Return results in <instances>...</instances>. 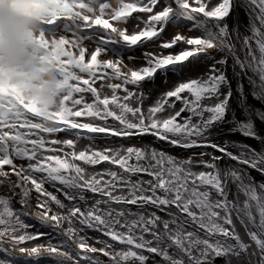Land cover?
<instances>
[{"label":"snow or ice","instance_id":"obj_1","mask_svg":"<svg viewBox=\"0 0 264 264\" xmlns=\"http://www.w3.org/2000/svg\"><path fill=\"white\" fill-rule=\"evenodd\" d=\"M62 3L59 110L0 96V264H264V0Z\"/></svg>","mask_w":264,"mask_h":264},{"label":"clouds","instance_id":"obj_2","mask_svg":"<svg viewBox=\"0 0 264 264\" xmlns=\"http://www.w3.org/2000/svg\"><path fill=\"white\" fill-rule=\"evenodd\" d=\"M118 6L120 0H111ZM43 9L33 6L32 0H0V85H17L23 102L34 107L50 122V111H58V78L54 69L42 73L25 85L14 73H29L33 67L27 39L35 32Z\"/></svg>","mask_w":264,"mask_h":264},{"label":"bare ground","instance_id":"obj_3","mask_svg":"<svg viewBox=\"0 0 264 264\" xmlns=\"http://www.w3.org/2000/svg\"><path fill=\"white\" fill-rule=\"evenodd\" d=\"M32 2H33V6L36 7L37 9H43V12L41 13V15L39 17V21H38V24L36 26L35 32L30 33L29 36H28V39H27L28 46L31 49V59H32V62H33V67H32V69H31V71L29 73H21V72L14 73V76L16 78L23 79L25 81V85H27V83L32 81V80L38 79L39 76L42 73L48 71L49 69H54L55 68V66L51 63V60H49L47 56H45V55H40L39 57L37 56L35 49L31 46V41L34 38L39 43L41 41L42 35L48 41H52L53 40V37H52L51 34H49V33L42 34L39 31V27L38 26L40 25L41 21L44 20L45 17L49 16L50 11H51L50 7L48 6L49 4H51V5L61 4V0H32ZM76 4H77V0H63L62 6L65 7V8H70V7H72L73 5H76ZM73 19H78V17H74ZM76 30L77 29L74 27L73 31L75 32ZM171 33H172V29L170 28L169 31L166 33V35L170 36ZM192 34L193 35L194 34L197 35L199 33L193 32ZM55 39L61 41V47H62L63 46V35L62 34H58L55 37ZM69 39L75 41V37L70 36ZM41 47H43V45H41ZM56 53H57V48L53 44V46L50 49L49 55L53 59H55L56 58ZM195 64L199 65L201 70L196 72L193 76H195V75H197V74H199V73H201L202 71L205 70L204 62L201 61V62L195 63ZM190 68L196 69L197 66L193 64V65H190ZM0 72H2V69H0ZM60 83L61 82L58 81V86L60 85ZM7 95H12V96L16 97L17 99H19L22 103H24L23 100L21 99L20 94H19V88H18L17 85H12V84H9L7 86L0 85V96H7ZM26 106L29 107L30 109H36L34 107H30L27 104H26ZM78 119H85V118H78ZM21 131H23V129H21ZM221 139L236 140V141L244 140V138L241 135H239V134L229 135V136H226V137L222 136ZM107 141L112 146H118L120 143H123L125 145H127V144L144 145V144L153 143L154 146H156L158 148H162L163 150H165V151H167V152H169L171 154L177 155V156H183V155L187 154V153L184 152V150H180V149H177V148H170L166 144H164L163 142L154 141V139L151 138L150 136H144L142 138H139V139H137L135 141H130V142L115 140V138L109 137V138H107ZM246 142L249 143V144H254L255 143V141L250 140V139L247 140ZM86 143H87V141H82L81 142V146H83ZM96 143L98 145L103 146L104 143H105V140L98 139L96 141ZM196 151H199V150H196ZM105 168H108L107 164L97 165L96 166V171H103ZM144 178L147 179L148 177L145 176ZM257 179H260V177L257 176Z\"/></svg>","mask_w":264,"mask_h":264},{"label":"flooded vegetation","instance_id":"obj_4","mask_svg":"<svg viewBox=\"0 0 264 264\" xmlns=\"http://www.w3.org/2000/svg\"><path fill=\"white\" fill-rule=\"evenodd\" d=\"M135 15V14H134ZM165 37H168L167 35H166V33H165ZM179 47V46H178ZM178 47H177V51H178ZM168 51H171V50H165V52L167 53ZM203 62V61H202ZM194 65H196L197 66V68L196 69H194V68H192L193 69V72H192V75H194L196 72H198L199 70H201L200 69V66L199 65H197V64H194ZM159 83H160V81L159 80H157V84L159 85ZM151 137V136H150ZM151 138H153V137H151ZM154 139V138H153ZM135 140H137L136 138H134V139H131V140H123V141H125V142H130V141H135ZM177 149H179V148H177ZM180 150H182V149H180ZM106 164V163H105ZM107 167H110V165H108L107 164Z\"/></svg>","mask_w":264,"mask_h":264},{"label":"rangeland","instance_id":"obj_5","mask_svg":"<svg viewBox=\"0 0 264 264\" xmlns=\"http://www.w3.org/2000/svg\"><path fill=\"white\" fill-rule=\"evenodd\" d=\"M195 35V34H194Z\"/></svg>","mask_w":264,"mask_h":264}]
</instances>
